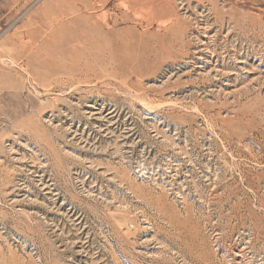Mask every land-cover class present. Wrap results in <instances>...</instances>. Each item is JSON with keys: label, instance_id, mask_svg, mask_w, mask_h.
Instances as JSON below:
<instances>
[{"label": "rangeland", "instance_id": "rangeland-1", "mask_svg": "<svg viewBox=\"0 0 264 264\" xmlns=\"http://www.w3.org/2000/svg\"><path fill=\"white\" fill-rule=\"evenodd\" d=\"M0 264H264V0H0Z\"/></svg>", "mask_w": 264, "mask_h": 264}]
</instances>
